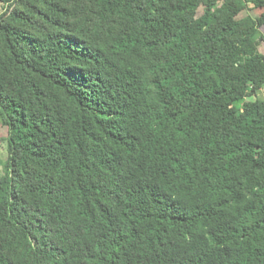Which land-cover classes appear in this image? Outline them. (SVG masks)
I'll return each mask as SVG.
<instances>
[{"label": "trees", "instance_id": "1", "mask_svg": "<svg viewBox=\"0 0 264 264\" xmlns=\"http://www.w3.org/2000/svg\"><path fill=\"white\" fill-rule=\"evenodd\" d=\"M0 10V264H264V0Z\"/></svg>", "mask_w": 264, "mask_h": 264}, {"label": "rangeland", "instance_id": "2", "mask_svg": "<svg viewBox=\"0 0 264 264\" xmlns=\"http://www.w3.org/2000/svg\"><path fill=\"white\" fill-rule=\"evenodd\" d=\"M1 12V10H0ZM260 13V11H249V14L253 17L258 16ZM261 33L264 36V27L261 29ZM256 98L260 99V100H264V89L258 91ZM252 100V99H251ZM241 103L237 104L238 107H240ZM5 138H6V129L0 126V173L2 171V164L5 160L6 157V142H5Z\"/></svg>", "mask_w": 264, "mask_h": 264}]
</instances>
